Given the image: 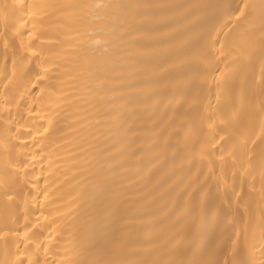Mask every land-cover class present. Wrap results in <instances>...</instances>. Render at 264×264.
<instances>
[{"label":"bare ground","instance_id":"1","mask_svg":"<svg viewBox=\"0 0 264 264\" xmlns=\"http://www.w3.org/2000/svg\"><path fill=\"white\" fill-rule=\"evenodd\" d=\"M0 264H264V0H0Z\"/></svg>","mask_w":264,"mask_h":264}]
</instances>
